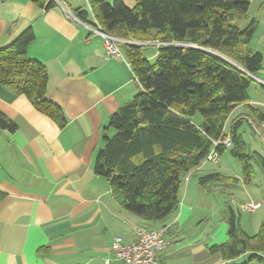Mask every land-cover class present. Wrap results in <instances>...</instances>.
Here are the masks:
<instances>
[{"label":"crops","instance_id":"0c3cea01","mask_svg":"<svg viewBox=\"0 0 264 264\" xmlns=\"http://www.w3.org/2000/svg\"><path fill=\"white\" fill-rule=\"evenodd\" d=\"M63 1L73 12L90 9L87 0ZM124 2L129 7L137 4L136 0ZM259 8L264 11V1ZM262 16L256 19L259 25L250 43L262 53V67L254 74L249 100L238 105L228 121L229 129L239 122L238 132L250 150L264 157V85L259 81L264 80ZM89 20L94 21L92 15ZM28 29L35 34L28 56L47 67L48 98L61 106L67 124L60 128L27 96L0 86V109L18 125L14 132L0 130V264H105L114 238L132 242L139 226L167 227L171 243L160 255L161 264H223L221 255L212 254L209 247L230 238L229 223H210L211 218L204 223L206 217L194 210L193 192L200 195L219 183L229 187V179L202 185L193 182L192 176L220 173L237 179L246 189L252 179L245 182L238 172L228 176L220 169L201 173L203 163L188 174L178 209L165 221H145L123 209L109 181L95 173L94 164L111 115L140 91L125 52L108 56L103 37L91 31L88 23L68 19L59 2L44 9L31 0H0V48ZM141 45L151 47H143L145 58L158 54L154 42ZM193 122L203 127V120ZM222 159L221 155L218 164ZM225 167L220 165L228 170ZM249 196L248 203H260L252 211L259 217L257 232L264 220V212H259L264 195L262 199Z\"/></svg>","mask_w":264,"mask_h":264},{"label":"trees","instance_id":"16d2710c","mask_svg":"<svg viewBox=\"0 0 264 264\" xmlns=\"http://www.w3.org/2000/svg\"><path fill=\"white\" fill-rule=\"evenodd\" d=\"M31 1L44 9L57 6L56 0ZM87 1L89 11H74L81 21L97 22L103 31L124 40L166 43L154 59L144 57L143 45L120 44L140 91L111 115L94 170L109 181L123 209L149 222L168 219L178 209L187 175L213 148L220 155L229 150L241 163L244 181L250 182L252 161L259 158L264 165V157L250 150L238 132L239 122L225 131L233 110L249 100L254 79L248 72L256 74L263 63L262 53L250 46L259 25L248 15L250 0H136L134 7L124 0ZM34 37L28 29L0 48V86L27 96L37 110L64 128L67 119L61 106L48 98V69L28 56ZM197 113L203 127L193 122ZM17 128L0 109V130ZM228 135L230 147L214 146ZM225 179L209 173L199 183ZM227 217L230 238L209 247L210 252L220 254L223 264H264V220L250 235L232 209Z\"/></svg>","mask_w":264,"mask_h":264},{"label":"rangeland","instance_id":"374dc122","mask_svg":"<svg viewBox=\"0 0 264 264\" xmlns=\"http://www.w3.org/2000/svg\"><path fill=\"white\" fill-rule=\"evenodd\" d=\"M111 2L113 0H110ZM264 0H250V8L248 11V15L251 19H261L264 14V11H260L259 6L260 3ZM56 2H59V0H56ZM84 7L85 4H84ZM241 26H246V23L242 22ZM121 39V38H120ZM121 43H129L128 41H125L124 39H121ZM134 41V40H129ZM137 42V41H135ZM134 42V44H135ZM145 42H141L143 44ZM140 44V45H141ZM156 44V43H155ZM157 45V44H156ZM251 47L253 44H250ZM146 50L148 48H151L150 46H145ZM156 48V46H155ZM219 55H222L223 57L227 58L229 61L234 62L229 57L225 56L224 54H221L219 52L213 51ZM146 55H149L148 52L145 53ZM193 120L195 122H201L203 120V117L201 114L197 113ZM230 127V121L227 122L225 128L226 130H229ZM264 147V146H263ZM221 156V155H220ZM222 165H225L228 170H225L224 168H220L221 164H218V162H212L205 160L204 163V169L201 173H205L208 171H216V170H222L226 175L234 176L235 172H238L239 175L243 178V172L241 170V163L240 161L233 157L229 150L224 152L222 154ZM220 161V160H219ZM253 166V177H252V185L249 187V189H246L245 185L243 183L237 184V181L235 179L228 178V186L225 183H219L218 186L211 185L210 189L204 190L203 192L199 193L194 190L193 196L195 198V201H193L194 204V210L198 213H201L206 217V220H204V223H206L210 218V223H225L227 221L226 216H228L229 209H232L237 216L240 217V223L244 230L248 232V234L252 235L256 232V226L255 223L257 219H259L258 216L253 215L252 211L249 210H243L241 208L242 204H247L249 201H251L249 195L256 196L257 199H262L264 195V165L262 164L261 160L259 158H255L252 161ZM223 167V166H221ZM216 169V170H215ZM192 173V172H191ZM200 172L193 174L192 181L198 182ZM188 176V175H187ZM230 181V182H229ZM213 184V183H210ZM199 186V185H198ZM185 188V182L182 186V189ZM202 190V189H201ZM249 190V192H247ZM259 212H264V201L262 202V208ZM208 217V218H207ZM207 224V223H206ZM205 224L202 225V227ZM241 261V260H240ZM249 264H263L259 262H250Z\"/></svg>","mask_w":264,"mask_h":264},{"label":"built area","instance_id":"2783aa9c","mask_svg":"<svg viewBox=\"0 0 264 264\" xmlns=\"http://www.w3.org/2000/svg\"><path fill=\"white\" fill-rule=\"evenodd\" d=\"M59 5L61 6L65 16L70 20H75L81 22V20L75 15V13L69 8L68 4L59 0ZM95 25H89V28L94 33L101 35L104 39V44L108 56L120 57L122 56V51L120 48L121 39L110 35L103 31L101 26L95 22ZM128 41L129 43H134L135 41ZM136 43V42H135ZM154 43L159 46L166 44L162 41H155ZM248 74L255 78L254 74L248 72ZM264 85V80H259ZM224 145L230 147L232 140L230 135L225 137L223 140L214 141V146ZM220 154L215 150L209 153L205 160L212 162H219ZM188 180V176L186 177ZM260 206V203H247L242 204L241 208L243 210L253 211ZM136 239L132 242H126L122 236H116L111 245L110 256L106 258L105 264H111L113 261L123 262L124 264H161L160 255L162 252L170 246V240L167 236V227L160 229H150L144 226L136 227L135 229Z\"/></svg>","mask_w":264,"mask_h":264}]
</instances>
